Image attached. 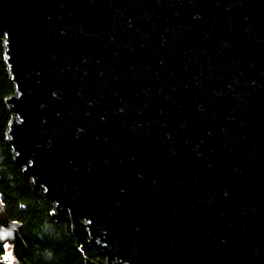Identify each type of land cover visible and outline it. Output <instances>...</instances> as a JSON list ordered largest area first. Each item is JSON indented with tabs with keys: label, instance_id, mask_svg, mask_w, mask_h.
<instances>
[{
	"label": "water",
	"instance_id": "water-1",
	"mask_svg": "<svg viewBox=\"0 0 264 264\" xmlns=\"http://www.w3.org/2000/svg\"><path fill=\"white\" fill-rule=\"evenodd\" d=\"M2 38L15 162L90 264H264V0H0Z\"/></svg>",
	"mask_w": 264,
	"mask_h": 264
},
{
	"label": "trees",
	"instance_id": "trees-1",
	"mask_svg": "<svg viewBox=\"0 0 264 264\" xmlns=\"http://www.w3.org/2000/svg\"><path fill=\"white\" fill-rule=\"evenodd\" d=\"M4 38V37H3ZM0 39V212L20 225L24 250L16 253L20 264H90L105 261L94 244L83 245L74 233L67 213L55 219L54 204L32 183L16 164L8 144L12 115L6 100L16 94L5 57V43ZM51 253V256H48ZM5 248L0 243V264Z\"/></svg>",
	"mask_w": 264,
	"mask_h": 264
},
{
	"label": "rangeland",
	"instance_id": "rangeland-1",
	"mask_svg": "<svg viewBox=\"0 0 264 264\" xmlns=\"http://www.w3.org/2000/svg\"><path fill=\"white\" fill-rule=\"evenodd\" d=\"M0 216H2L3 217V219H4V221H5V218H4V216H3V214L0 212ZM8 245V248L7 249H5V255H9L10 256V259L9 260H5V261H17V256H16V253L14 252V249H13V246L12 245H10V244H7ZM4 255V256H5ZM12 258H14V259H12Z\"/></svg>",
	"mask_w": 264,
	"mask_h": 264
},
{
	"label": "snow or ice",
	"instance_id": "snow-or-ice-1",
	"mask_svg": "<svg viewBox=\"0 0 264 264\" xmlns=\"http://www.w3.org/2000/svg\"><path fill=\"white\" fill-rule=\"evenodd\" d=\"M3 235H4L5 237H7V236H11V232L4 233ZM4 248L7 249V248H8V245L5 244V245H4ZM3 258H4L5 260H8V259L10 258V256H9V255H5Z\"/></svg>",
	"mask_w": 264,
	"mask_h": 264
},
{
	"label": "bare ground",
	"instance_id": "bare-ground-1",
	"mask_svg": "<svg viewBox=\"0 0 264 264\" xmlns=\"http://www.w3.org/2000/svg\"><path fill=\"white\" fill-rule=\"evenodd\" d=\"M15 119V118H14ZM11 120H12V118H11ZM10 123H11V121H10ZM10 123H9V125H10ZM9 130V129H8ZM8 135V134H7ZM9 139V138H8ZM17 262L18 263H20V260L18 259V257H17ZM14 264V263H13Z\"/></svg>",
	"mask_w": 264,
	"mask_h": 264
},
{
	"label": "clouds",
	"instance_id": "clouds-1",
	"mask_svg": "<svg viewBox=\"0 0 264 264\" xmlns=\"http://www.w3.org/2000/svg\"><path fill=\"white\" fill-rule=\"evenodd\" d=\"M48 256L50 257V256H51V253H48ZM9 259H10V258H9ZM9 259H8V260H9ZM12 259H14V258H12Z\"/></svg>",
	"mask_w": 264,
	"mask_h": 264
}]
</instances>
